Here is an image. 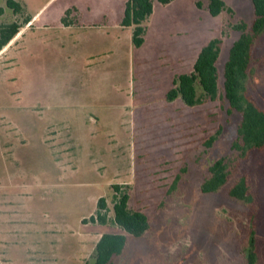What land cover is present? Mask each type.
I'll list each match as a JSON object with an SVG mask.
<instances>
[{
  "label": "rangeland",
  "instance_id": "obj_1",
  "mask_svg": "<svg viewBox=\"0 0 264 264\" xmlns=\"http://www.w3.org/2000/svg\"><path fill=\"white\" fill-rule=\"evenodd\" d=\"M7 1L0 23L22 28L0 52V264H93L105 233L128 239L112 264H246L252 233L264 264V148L244 159L232 150L242 117L223 87L236 26L255 19L252 0H223L231 11L217 17L209 0H153L141 48L121 25L127 0H15L19 14ZM215 38L218 98L168 102L174 79ZM247 93L264 110V35ZM221 158L228 180L204 193ZM241 177L251 201L230 194ZM113 185L148 216L142 237L114 223ZM101 197L106 225L90 219Z\"/></svg>",
  "mask_w": 264,
  "mask_h": 264
},
{
  "label": "trees",
  "instance_id": "obj_2",
  "mask_svg": "<svg viewBox=\"0 0 264 264\" xmlns=\"http://www.w3.org/2000/svg\"><path fill=\"white\" fill-rule=\"evenodd\" d=\"M166 6L174 0H157ZM255 19L249 29L246 23L236 26L242 34L236 40L224 64L223 87L224 97L230 105L231 111L241 115L237 127V139L232 144V150L241 158L255 150L264 148V110L249 97L247 83L252 60V49L258 37L264 35V0H252ZM201 8L202 3L197 2ZM7 7L15 14L22 12V5L15 0H8ZM208 11L213 17L224 11L230 12L223 0H209ZM4 10L0 9V16ZM154 12L153 0H127L121 25L132 29V43L136 48L145 44L148 31L146 23ZM67 15V14H66ZM33 17L25 18V25ZM63 23L67 21L64 18ZM21 26L17 22L10 24L0 23V52L20 33ZM221 55V40L212 39L199 52L193 71L189 74L178 75L173 81V88L167 94V101L173 102L181 99L188 107L203 104L206 100H216L219 95V69L218 62ZM212 140H215L213 138ZM227 159L217 160L209 169V178L203 183L204 193L218 191L228 180L229 172ZM113 221L125 232L133 237H142L150 229V221L146 214L130 207V193L127 188L113 185ZM232 197L241 201H251V191L248 180L241 177L230 191ZM106 199L101 197L97 203L96 216L91 221H98L102 225L108 223ZM128 239L123 234L105 233L96 244L93 264H112L115 256L121 255L127 245ZM256 240L253 233L246 249V264H257Z\"/></svg>",
  "mask_w": 264,
  "mask_h": 264
},
{
  "label": "crops",
  "instance_id": "obj_3",
  "mask_svg": "<svg viewBox=\"0 0 264 264\" xmlns=\"http://www.w3.org/2000/svg\"><path fill=\"white\" fill-rule=\"evenodd\" d=\"M154 7H155V5H154ZM65 28H66V29H69V28H72V26L67 25V26H65ZM98 241H99V239H98Z\"/></svg>",
  "mask_w": 264,
  "mask_h": 264
}]
</instances>
